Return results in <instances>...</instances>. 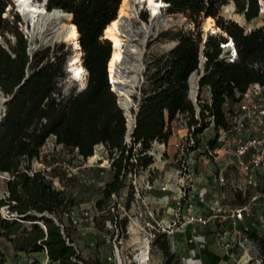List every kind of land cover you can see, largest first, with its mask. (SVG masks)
Masks as SVG:
<instances>
[{
  "label": "trees",
  "instance_id": "obj_1",
  "mask_svg": "<svg viewBox=\"0 0 264 264\" xmlns=\"http://www.w3.org/2000/svg\"><path fill=\"white\" fill-rule=\"evenodd\" d=\"M11 1L0 0V90L9 95L25 75L26 79L7 103L6 116L0 122V172L9 175L4 180L0 207L5 206L11 216H0V237L24 251H45L54 264H104L98 256L85 257L77 249L69 231L74 227L70 217L73 197L63 184H53L54 177L60 181L61 173L55 166L48 170L32 166L45 139L52 135L56 144L84 159L91 156L96 144L104 146L110 160V177L101 186V197L95 204H105L100 209L104 229L124 232L126 217L119 218L111 210L116 207L114 196L124 185L129 187L125 201L129 208L134 187L131 181L126 182L127 175L139 173L154 161L149 150L155 140L168 141L170 121L177 114H185L188 128L194 124L195 132L209 124L215 132L220 127L229 128L233 111L239 110L249 83H264V25L247 30L221 12L223 5L232 2L233 12L247 21L260 14L262 4L260 0H162L166 3L165 13L181 14L192 27L158 32V38L175 43L146 59L143 79L136 86L137 92L131 94L137 109H131L132 115L136 112L135 124L126 137L128 118L126 123L124 108L117 103L118 95L107 70L112 43L101 39L117 18L122 0H45L49 11L58 8L70 13L79 31L87 79L83 88L66 93L58 84L64 74V42L54 43L52 48L41 46L30 55L24 32L16 23L18 14L12 22L4 16ZM140 15L147 20L145 10ZM209 18L214 19L220 31L208 33L203 39L199 23ZM229 40L236 51L233 61L220 56L222 43ZM200 61L203 74L193 103L188 96V76L198 71ZM203 88L209 93L206 98H201ZM208 142L215 144L213 138ZM44 212L50 216L38 215ZM107 220L110 227L104 224ZM152 233L149 243L163 256L158 264H180L165 232ZM251 234L259 248L260 264H264V237ZM113 259L105 263L114 264ZM3 262L0 255V264Z\"/></svg>",
  "mask_w": 264,
  "mask_h": 264
},
{
  "label": "rangeland",
  "instance_id": "obj_2",
  "mask_svg": "<svg viewBox=\"0 0 264 264\" xmlns=\"http://www.w3.org/2000/svg\"><path fill=\"white\" fill-rule=\"evenodd\" d=\"M35 4H42L45 0H33ZM262 7H264V0H260ZM222 14L226 18H233L238 23L244 25L248 30L254 26L264 25V10L260 12L257 17L245 21L243 16L233 12L234 8L232 2L223 5ZM5 17H7L10 22L14 21L15 14H18L19 21H16L17 26L27 39V46L29 43V35L27 29L34 28L35 23L39 17L29 19V16H25L20 12L17 3L11 1L9 5L5 8ZM146 11L148 14L147 20L141 18V13ZM162 10V11H161ZM134 15H131V21L134 25L141 27L146 33L145 38L140 36L133 43L137 44L142 51V70L138 73L137 79L134 84V88H129V110L135 108V102L133 101L131 94L136 93V86L140 84L141 79H143V70L145 68V61L154 52H162L172 44L174 41L166 38H158L157 34L159 31H165L167 28L176 29L177 27L185 26L192 27V24L185 20V17L181 14L165 13L164 7H160L159 12L155 15L153 19H149V10L140 5L135 4ZM67 12V11H66ZM69 13V12H68ZM165 19H170L173 22L163 24ZM36 20V21H35ZM155 21V22H154ZM201 20L199 25L202 30V35L211 33L206 30L205 24L207 21ZM72 21V15L64 18L63 22L59 25L62 30H66V27L70 26ZM74 23V22H73ZM75 24V23H74ZM138 26V27H139ZM144 26V27H143ZM10 39L13 36L8 33ZM103 39V37H101ZM63 40H56L54 43ZM2 43H5L1 39ZM34 42L39 44L38 48L41 46H54L52 44H43L42 40L34 39ZM64 47L62 51L64 52V74L59 79V86L64 93L74 88H79L80 83L72 78V74L68 71L67 65L74 56L75 51L72 44L69 41H63ZM129 43L128 39H124V45ZM31 43V41H30ZM29 43V44H30ZM28 48V47H27ZM227 47H222L220 56H225L227 54ZM83 52V50H82ZM82 59V58H81ZM200 67L197 72L200 71ZM199 75V73H198ZM84 76L87 79V72L85 70ZM2 97L7 98L8 95L3 94L0 91ZM209 93L206 88H203L201 92V98L208 97ZM262 98L257 96H251L247 100H243L242 107L243 110L250 112L249 117H254L255 120L251 121V124H257L258 120L255 118L254 114L256 106L262 104ZM4 111V110H3ZM2 111V115H3ZM132 114V113H131ZM250 122V120H248ZM171 132L174 131L175 134L168 139V143L165 145L159 144L158 142H153L152 147L149 150L150 154L153 155L154 161L150 166L154 168L149 170L147 167L140 170L139 173L127 175L126 182L131 181L134 187V192L129 198V208L126 207L125 201L127 200V193L129 192V187H124L120 190L119 195L114 196V202L116 207L112 211L119 218L126 217L127 225L124 232H120L117 228H113L111 232L102 227V220L100 209L105 206L98 207L95 204V200L101 197V186L110 177V172L107 170L109 165V158L106 156L104 146L102 144H96L93 148L91 156L84 159L70 150L63 148L61 144H56L52 135L45 139V143L40 148L38 159L34 160L32 166L34 168L45 167L48 170L51 166H55L61 173L60 181L54 177L53 184L57 187L64 185V189L67 194L73 197L74 206L70 213V217L73 221V226L69 227L70 234L74 237V241L77 245V249L85 257L94 258L99 257L104 264L105 261L110 262L112 257L114 258V264H158L162 259V252L155 246H151L149 243V229L151 225L157 222L170 223L173 218V212L176 208V171L174 168L177 166V161L175 160L176 155L174 154L173 141L179 139L180 135L184 134L187 126L185 114H177L171 121ZM251 126L250 124H248ZM200 135L212 136L214 134V129L209 124L204 127L202 131L199 132ZM205 134V135H204ZM202 136V137H203ZM205 138L202 139V143ZM227 159V154H220L216 159L217 162L224 163ZM188 163L191 169L194 170L193 177L199 178L201 181L205 177H200L198 172L203 174L210 168L214 167V162L207 159L205 154L200 155L199 152L191 154L188 156ZM150 168V167H149ZM131 178V179H130ZM130 179V180H129ZM147 179H155L154 187L149 188ZM4 178L0 176V195H4L3 191ZM160 184H165L168 186L169 190H161ZM224 198L222 201H228L231 204H237L238 202L249 201L250 194L254 191L252 189L247 190L249 196H244L240 192H234L228 187L224 188ZM264 197L258 196L256 201L251 204L254 209L253 212V227H256L257 235L264 237V231L261 230L262 225L259 224L256 218V214H261L264 216V206L262 204ZM102 214H106L104 211ZM0 216L10 218V214L5 206L0 207ZM105 226L110 227L111 224L107 220ZM177 226V225H176ZM213 228V224L210 223L206 228L195 227L194 230L201 233L211 232L209 229ZM220 229H228L227 222H223ZM180 232L176 234V242L171 251L176 252L179 263L182 264L181 259L183 256L187 255L189 244L186 242V237L189 236L188 227H180ZM223 238L220 239L227 241L228 246L221 245L218 243V238H211L208 243L201 249V255L204 264H260V254L259 248L255 238L250 233L246 240L240 239L239 237L233 235L229 231L222 233ZM0 255L4 259V264H54L48 259L45 251H24L18 249L12 241L0 237Z\"/></svg>",
  "mask_w": 264,
  "mask_h": 264
},
{
  "label": "built area",
  "instance_id": "obj_3",
  "mask_svg": "<svg viewBox=\"0 0 264 264\" xmlns=\"http://www.w3.org/2000/svg\"><path fill=\"white\" fill-rule=\"evenodd\" d=\"M70 14V13H69ZM227 58L233 61L236 58V51L233 43L227 49ZM110 81V79H109ZM111 83V81H110ZM242 93L239 101L240 108L234 109L232 114L233 124L229 128H219L212 136H203L194 131V124L190 128L186 127L184 134L179 139L173 141L174 154L177 166L176 171V208L173 212L174 218L170 223L156 222L149 229V241L153 237L152 230H160L167 235L170 248H173L176 242V232L181 233L180 227H188L189 236L186 237L187 255L181 259L182 264H204L201 249L213 237L218 238V243L228 246L227 241L220 242L223 238L222 233L229 231L240 239L246 240L251 232H257L253 227V204L258 196L264 197V83L251 82ZM251 96L262 98V104L256 106L255 118L257 124L252 125L254 117H249L250 112L243 110V100ZM129 116L132 117L133 115ZM250 120V122L248 121ZM250 124L251 126H249ZM205 135V134H204ZM203 136V137H202ZM205 141L202 143V139ZM213 138L215 144H209V139ZM159 144L165 145L167 142L159 141ZM199 152L205 154L206 158L214 162L203 174L198 172L200 177H205L203 181L193 177L194 170L188 163V156ZM227 154L224 163H218L217 158L220 154ZM151 165V164H150ZM147 168L152 170L154 166ZM150 167V168H149ZM4 179L9 178L7 172H0ZM155 179H147L148 187H154ZM161 190H169L165 184L159 185ZM228 187L234 192L247 194L248 189L254 192L250 194L249 201L231 204L228 201H222L224 198V188ZM264 206V199L262 201ZM257 221L264 229V216L255 215ZM223 222H227L228 229H220ZM210 223L213 228L204 234L194 230L206 228ZM177 225V226H176ZM260 259V258H259Z\"/></svg>",
  "mask_w": 264,
  "mask_h": 264
},
{
  "label": "bare ground",
  "instance_id": "obj_4",
  "mask_svg": "<svg viewBox=\"0 0 264 264\" xmlns=\"http://www.w3.org/2000/svg\"><path fill=\"white\" fill-rule=\"evenodd\" d=\"M14 2L17 3L20 12L26 17L29 16V19L30 17H39L37 23L34 22V28L30 29V26L27 29V33L31 39V48L39 46V44L34 42V39L42 40L43 44H52L56 40L69 41V43L72 44L75 54L68 62L67 68L70 74H72V78L79 81L80 87L83 88L86 83V76H84L85 68L81 60L83 52L81 44L79 43L78 28H76V25L73 22H70V26L66 27L65 31L59 26L61 22H63V19L69 17L70 14H67L65 11L58 8L49 11L45 8V2L42 4H35L33 0H15ZM137 2L149 10L151 19H153L159 12L160 7L166 5L162 0H137ZM120 6L117 18L104 30L102 37L109 39L112 43V52L107 63V70L109 72V79L112 82L113 89L117 92L119 103L123 107L128 108L125 110V113L128 118V125H130L131 120L128 116L130 113V97L127 90H129L131 85L135 84L138 73L142 70V51L140 47L133 42L140 36L144 35L143 37L145 38L146 33L141 27L134 25L131 21V15H134L135 13V4L133 6L132 0H122ZM263 10L264 7H262L261 12ZM172 22L173 21L170 19H165L163 24L165 25ZM205 28L211 33L220 31L212 18L207 20ZM125 38L129 41V43H126V48H124ZM229 46L230 43L223 44V47L228 48ZM124 51L125 53H123ZM201 67L202 65L200 68ZM198 73L199 72H195L189 77V95L192 100L197 98L198 95ZM121 83H126L122 85H127V88H123ZM4 101V98L0 95V118L2 117ZM130 115L132 114L130 113Z\"/></svg>",
  "mask_w": 264,
  "mask_h": 264
},
{
  "label": "water",
  "instance_id": "obj_5",
  "mask_svg": "<svg viewBox=\"0 0 264 264\" xmlns=\"http://www.w3.org/2000/svg\"><path fill=\"white\" fill-rule=\"evenodd\" d=\"M15 1V0H14ZM139 4V2H137V0H132V4H133V6H134V4ZM145 5H146V3H145ZM149 19H151V17L149 16ZM137 26H139V24H137ZM140 27V26H139ZM144 27V26H143ZM205 32V34L203 35V39L207 36V32L206 31H204ZM132 39H133V37H132ZM203 39H202V41H203ZM30 41H31V39H30V37H29V43H30ZM28 43V48H27V50H28V52L30 53V55H32L33 54V52L38 48V46L37 47H32L31 48V45ZM175 43V42H174ZM173 45V44H172ZM127 46L126 45H124V48H126ZM123 53H125V51L123 52ZM108 58V57H107ZM108 60V59H107ZM107 63V62H106ZM202 65V67H201V69H200V71H199V75H198V78H197V80L199 81V79L201 78V76H202V74H203V63H202V61H200V64L198 65V67H200ZM194 71V70H193ZM190 76V75H189ZM189 76H188V78H189ZM25 79H26V75L24 76V79L14 88V90H13V92L11 93V94H9L8 95V97L7 98H5V101H4V108H3V115H2V117L0 118V122H1V120L6 116V113H7V110H6V108H7V103H9V101L16 95V92H17V90L19 89V87L21 86V85H23V83H24V81H25ZM141 81H142V79H141ZM122 84H126V83H121V85ZM111 85H112V82H111ZM120 85V86H121ZM123 86V88H127V85L125 86V85H122ZM130 88H134V85H131V87ZM112 89V88H111ZM197 89H198V85H197ZM113 90V89H112ZM1 91V90H0ZM114 91V90H113ZM127 92H129L128 90H127ZM115 93L117 94V92L115 91ZM188 96H189V98H190V95H189V90H188ZM127 98H128V96H127ZM129 99V98H128ZM191 99V98H190ZM192 100V99H191ZM195 101H196V98L194 99V100H192V102L193 103H195ZM117 103L119 104V100H118V96H117ZM119 106H120V104H119ZM120 107H123L122 105L120 106ZM124 108V112H126L125 110L126 109H128V108H125V107H123ZM135 109H137V107H136V105H135ZM125 115H126V113H125ZM135 115H136V112L134 113V115L132 116V117H130L129 115V118H130V120H131V123H130V125H128V123H127V116H126V123H127V130H126V137H129V134H130V132L132 131V127L134 126V120H135ZM39 216H44V215H47V216H50L48 213H46V212H44V213H40V214H38Z\"/></svg>",
  "mask_w": 264,
  "mask_h": 264
},
{
  "label": "crops",
  "instance_id": "obj_6",
  "mask_svg": "<svg viewBox=\"0 0 264 264\" xmlns=\"http://www.w3.org/2000/svg\"><path fill=\"white\" fill-rule=\"evenodd\" d=\"M174 134H175V132L172 131V132H171V135L169 136V140H171V137H173ZM155 142L157 143V142H159V141H158V140H155Z\"/></svg>",
  "mask_w": 264,
  "mask_h": 264
}]
</instances>
